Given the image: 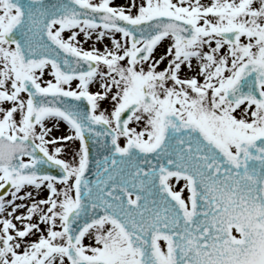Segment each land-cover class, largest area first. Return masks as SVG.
<instances>
[{
	"label": "rangeland",
	"instance_id": "1",
	"mask_svg": "<svg viewBox=\"0 0 264 264\" xmlns=\"http://www.w3.org/2000/svg\"><path fill=\"white\" fill-rule=\"evenodd\" d=\"M78 1L92 8H108L132 21L155 14L172 15L190 21L200 35L188 45L169 37L150 58L140 62L134 54L142 43L134 44L118 29L85 23L62 29L55 24L52 34L57 40L97 65L89 77L61 80L49 63L21 68L15 48L4 38L16 11L8 10L5 0H0V137L31 141L51 162L61 164L68 176L64 182L42 179L0 195V264H69L66 220L77 205L75 189L84 163L79 134L62 117L48 116L36 124L29 121L30 97L22 88L26 79L46 93L62 91L86 97L94 116L116 132L120 148L131 140L144 146L153 144L161 130L160 114L166 109L188 119L182 103L190 106V115L198 124L233 154L241 140L264 134V106L251 102L237 106L225 97L247 63L264 64V0ZM233 29L240 31L235 44L216 36V32ZM113 44L120 48L119 54L112 55ZM183 64L187 73L181 76ZM45 75L51 81L41 80ZM143 91L156 99L157 106L141 104L122 134L116 129L118 112L129 101L140 100ZM20 161L34 162L28 156ZM6 174L0 168V192ZM170 184L179 190L180 182ZM47 190L50 195L45 194ZM33 194L36 199H31ZM123 239L106 221L72 247L90 260L135 264L137 255L128 250ZM160 250L166 256L167 248L161 242Z\"/></svg>",
	"mask_w": 264,
	"mask_h": 264
},
{
	"label": "water",
	"instance_id": "2",
	"mask_svg": "<svg viewBox=\"0 0 264 264\" xmlns=\"http://www.w3.org/2000/svg\"><path fill=\"white\" fill-rule=\"evenodd\" d=\"M5 1L8 9L18 12L5 32V38L16 47L22 68L49 62L61 79L89 76L95 71L96 64L58 42L51 33L55 23L63 29L81 22L118 28L134 43L145 41L135 54L138 61L150 56L169 35L186 44L199 36L192 23L173 16L157 15L130 22L108 10L93 9L77 0ZM238 34V30L216 33L230 43H235ZM263 86L264 64L247 63L228 90L227 98L236 104L251 100L264 106ZM23 88L31 98V123L51 114L60 115L73 124L81 136L85 162L76 187L77 209L67 220V233L72 244L92 226L110 219L120 227L130 250L138 252V264H264V136L241 142L239 156H233L212 141L197 124L184 123L165 113L162 115V133L153 149L130 142L125 150H120L116 145V133L104 122L94 119L85 98L59 92L44 93L28 79ZM142 100L147 105H156L145 92ZM139 106L138 101H133L120 111L117 118L120 131L126 133L127 123ZM188 130L197 133L203 145L210 146L203 150L210 158L202 167H196L197 170L202 168V173L193 174L206 180L198 183L196 177L191 179L197 224L202 220L204 228H176L179 217L172 211H166L160 222L159 217L155 218L152 225L159 224L162 228H143L149 224L148 217L143 215L137 203L130 202V195L138 193L133 189L139 182L135 172L142 174L145 181L149 177L158 193L165 190L168 177L185 176L187 168L180 155L188 151L187 146L194 144L188 140L191 136L185 133ZM0 147L13 149V152L0 149V167L7 170V184L1 195L15 186L44 177L58 181L67 179L64 168L48 161L28 140L0 137ZM24 155L32 157L35 163L22 164L20 158ZM138 202L143 203L144 199H138ZM233 227L241 240L233 239ZM159 238L168 242L169 260L158 251ZM67 258L70 264H107L86 260L73 248L67 250Z\"/></svg>",
	"mask_w": 264,
	"mask_h": 264
},
{
	"label": "flooded vegetation",
	"instance_id": "3",
	"mask_svg": "<svg viewBox=\"0 0 264 264\" xmlns=\"http://www.w3.org/2000/svg\"><path fill=\"white\" fill-rule=\"evenodd\" d=\"M188 104H187V106H188ZM145 107H147V106H145ZM181 107H182L183 113L184 114H186V113L188 114V119L185 118V117H183V115H178L177 113H175V114L178 115L179 118H181L184 121H196L197 123H199V121L197 119L193 118L190 115V113H191L190 106H188V108H186V104L185 103H182V106ZM147 108H149V107H147ZM171 111H172L171 109H166V112L174 113V112H171ZM178 111H180V109ZM185 111H187V112H185ZM218 141H220V140H218ZM222 144L224 145V143H222ZM153 145L154 144H151L150 146H147V147H152ZM236 147L238 149V145ZM187 158L188 157L186 156L185 159H187ZM171 181H173V182H180L179 190H178V188H176L175 186L173 187L170 184ZM166 183L171 188V190L173 191L174 195L178 198V200L181 203L180 204V207H179V210H180L179 212H180V214L182 216V219H183V222H184L183 225H181V228H186V218H187V215H190L191 216L192 215V210H193V193H192V189L190 187V183L185 178H180L179 179V178H176V177H172V178L168 179ZM132 200H135V197H132Z\"/></svg>",
	"mask_w": 264,
	"mask_h": 264
},
{
	"label": "bare ground",
	"instance_id": "4",
	"mask_svg": "<svg viewBox=\"0 0 264 264\" xmlns=\"http://www.w3.org/2000/svg\"><path fill=\"white\" fill-rule=\"evenodd\" d=\"M94 40H95L94 37H93V38H90V42H92V41H94ZM112 48H113L112 55H116L117 53L119 54V52H120V48L118 47V45L113 44ZM190 66L193 67V66L191 65V63H190ZM191 67H190V68H191ZM185 73H187V68H186V65L183 64L182 69L180 70V75L182 76V75H184ZM194 76H195V74L193 75V77H194ZM41 80H43V81H45V82H49V81H51V79H50L48 76H46V75H45L44 77H42ZM41 80H40V81H41ZM45 194H46V195H50V190H47ZM30 197H31V199H36V198H37V196L34 195V194L31 195ZM33 207H34V206H33ZM33 207H32V208H33Z\"/></svg>",
	"mask_w": 264,
	"mask_h": 264
}]
</instances>
